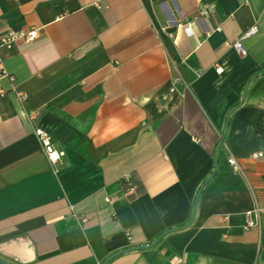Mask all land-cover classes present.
<instances>
[{"label":"crops","instance_id":"crops-1","mask_svg":"<svg viewBox=\"0 0 264 264\" xmlns=\"http://www.w3.org/2000/svg\"><path fill=\"white\" fill-rule=\"evenodd\" d=\"M35 28L0 49L15 78L0 76V257L101 264L148 246L190 223L220 152L193 225L108 264H264V0H0V42Z\"/></svg>","mask_w":264,"mask_h":264},{"label":"built area","instance_id":"built-area-1","mask_svg":"<svg viewBox=\"0 0 264 264\" xmlns=\"http://www.w3.org/2000/svg\"><path fill=\"white\" fill-rule=\"evenodd\" d=\"M205 14H207L206 11L204 12V15ZM39 33H40V29L38 28L29 30V31H21V32L8 31L7 34L2 36L1 38L0 49L14 50L22 42L29 43V42L34 41L35 38H37V36L39 35ZM185 33L188 37H191V38L194 35L192 30H190L189 28L185 29ZM256 33H257L256 28H252L248 30V32L245 33L244 36L240 40L236 41L232 45V48L236 49L240 55L247 56V50L243 47V41L248 40V38L256 35ZM217 72L221 75V73L224 72V69L222 67H218ZM0 76L9 77L12 83L15 82V78L11 76L10 73L5 70L1 59H0ZM16 97L19 100L20 104L22 105L28 100V94L25 93L24 91L23 92L17 91ZM35 135L37 139L41 142L43 152L45 153V155H47V158L50 164L54 167L61 165L64 159L66 158L67 154H65L63 150H60L56 147L55 143L52 140L51 135L46 130H44L42 127H38L35 129ZM253 158L264 160V153L263 152L257 153L253 156ZM228 163H230L233 171L236 174L239 175V174L244 173L241 163H239L234 157H230L228 159ZM261 212L262 210L259 207H255L253 210L247 212L246 214L247 220H248V224L246 226L247 229L258 227L261 225V219H260ZM129 238L130 240L132 239L131 237Z\"/></svg>","mask_w":264,"mask_h":264},{"label":"water","instance_id":"water-1","mask_svg":"<svg viewBox=\"0 0 264 264\" xmlns=\"http://www.w3.org/2000/svg\"><path fill=\"white\" fill-rule=\"evenodd\" d=\"M219 155H220V152H218L217 154V158H216V169L215 171L210 175L209 179L206 180V182L200 187L199 191L197 192L198 195H197V198L195 200V203H194V210H193V214H192V217L190 219V223H188L187 225L183 226V228H179V229H170L169 231L161 234L156 240L154 243L148 245V246H144V247H131V248H128L127 250L125 251H122V252H117V253H114L112 256H110L108 259H106L103 263L101 264H108L109 262H111L114 258L120 256V255H123L127 252H134V251H141V250H145V249H152L154 247H156V245L164 238L166 237L167 235H169V233H172V232H176V231H183V229H187L189 228L191 225H193L194 223V219H195V216H196V213H197V204H198V201H199V198H200V195H201V191L203 190V188L205 187L206 184H208L210 182V180L213 179L214 175L216 174V172L218 171L219 169V164H218V158H219ZM0 264H12L6 260H4L3 258L0 257Z\"/></svg>","mask_w":264,"mask_h":264},{"label":"trees","instance_id":"trees-1","mask_svg":"<svg viewBox=\"0 0 264 264\" xmlns=\"http://www.w3.org/2000/svg\"><path fill=\"white\" fill-rule=\"evenodd\" d=\"M261 76H262V74H261V75H258V76H256L255 80H256V79H258V78H260Z\"/></svg>","mask_w":264,"mask_h":264}]
</instances>
